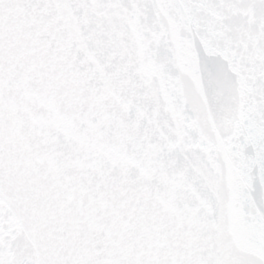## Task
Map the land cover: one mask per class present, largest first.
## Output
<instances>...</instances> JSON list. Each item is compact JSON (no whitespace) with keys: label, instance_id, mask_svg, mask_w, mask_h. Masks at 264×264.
<instances>
[{"label":"snow or ice","instance_id":"1","mask_svg":"<svg viewBox=\"0 0 264 264\" xmlns=\"http://www.w3.org/2000/svg\"><path fill=\"white\" fill-rule=\"evenodd\" d=\"M0 264H264V0H0Z\"/></svg>","mask_w":264,"mask_h":264}]
</instances>
